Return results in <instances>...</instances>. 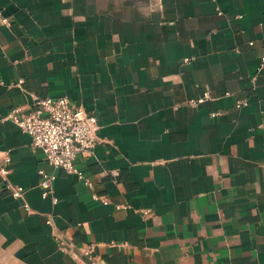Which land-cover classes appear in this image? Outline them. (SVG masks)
Segmentation results:
<instances>
[{"label":"crops","instance_id":"0c3cea01","mask_svg":"<svg viewBox=\"0 0 264 264\" xmlns=\"http://www.w3.org/2000/svg\"><path fill=\"white\" fill-rule=\"evenodd\" d=\"M0 7V163L26 189L0 188V264H264V0ZM58 95L97 117L76 158L92 189L6 118Z\"/></svg>","mask_w":264,"mask_h":264},{"label":"built area","instance_id":"2783aa9c","mask_svg":"<svg viewBox=\"0 0 264 264\" xmlns=\"http://www.w3.org/2000/svg\"><path fill=\"white\" fill-rule=\"evenodd\" d=\"M218 13L221 11L218 9ZM11 23V17L7 15L0 7V25L8 26ZM264 66V55L258 69ZM23 79L19 78L17 83ZM0 81V85H2ZM12 84V83H11ZM208 95L205 92L202 96L190 99L191 105H197L205 100ZM34 108L24 110L21 107L11 109L6 118L10 119L17 127L28 133L31 137V145L41 149L47 163L53 167L61 168L68 173L75 174L89 188H93L92 178L84 173L76 164V158L79 154L89 153L95 147L98 137V122L94 113L87 112L81 105L72 101L66 95L37 97L34 101ZM248 104L245 99L236 101V107ZM213 115L216 112L212 113ZM1 155V154H0ZM2 162L0 163V188L7 189L13 197H23L26 189L20 184L13 182L10 177L8 162L10 160L8 151H3ZM41 179L40 187L42 195L52 193V182L55 174L46 172L43 169L38 170ZM111 174L116 181L117 171L112 170ZM93 198L108 203L109 199L105 196H99L93 193ZM55 202L57 198L52 195ZM23 206L29 210L28 204L24 201ZM117 207L122 205L117 204ZM51 223V219H47ZM59 247L64 250L66 242L58 235H55ZM93 244H83L79 247L83 254H90Z\"/></svg>","mask_w":264,"mask_h":264}]
</instances>
